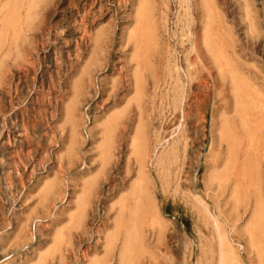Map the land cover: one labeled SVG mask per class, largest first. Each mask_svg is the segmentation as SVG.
<instances>
[{
    "label": "rangeland",
    "instance_id": "374dc122",
    "mask_svg": "<svg viewBox=\"0 0 264 264\" xmlns=\"http://www.w3.org/2000/svg\"><path fill=\"white\" fill-rule=\"evenodd\" d=\"M263 191L264 0H0V264H264Z\"/></svg>",
    "mask_w": 264,
    "mask_h": 264
},
{
    "label": "bare ground",
    "instance_id": "6f19581e",
    "mask_svg": "<svg viewBox=\"0 0 264 264\" xmlns=\"http://www.w3.org/2000/svg\"><path fill=\"white\" fill-rule=\"evenodd\" d=\"M264 192V191H263ZM264 194V193H263ZM262 209V208H261ZM262 211H264V210H262ZM259 216V215H258ZM258 218H260V217H258Z\"/></svg>",
    "mask_w": 264,
    "mask_h": 264
}]
</instances>
